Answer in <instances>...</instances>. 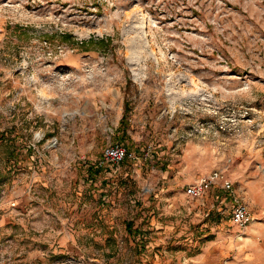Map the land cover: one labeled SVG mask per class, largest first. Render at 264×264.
<instances>
[{
	"label": "rangeland",
	"instance_id": "obj_1",
	"mask_svg": "<svg viewBox=\"0 0 264 264\" xmlns=\"http://www.w3.org/2000/svg\"><path fill=\"white\" fill-rule=\"evenodd\" d=\"M0 264H264V0H0Z\"/></svg>",
	"mask_w": 264,
	"mask_h": 264
},
{
	"label": "built area",
	"instance_id": "obj_2",
	"mask_svg": "<svg viewBox=\"0 0 264 264\" xmlns=\"http://www.w3.org/2000/svg\"><path fill=\"white\" fill-rule=\"evenodd\" d=\"M132 156V153H129L123 145L112 144L105 149L102 157L97 161L96 167L113 168ZM217 185L225 192L230 194L234 192L233 184L220 170H214L196 184L188 186L186 192L195 199H204L206 193L215 189ZM231 221L240 228H246L252 223L253 214L246 204L235 201L231 207Z\"/></svg>",
	"mask_w": 264,
	"mask_h": 264
},
{
	"label": "trees",
	"instance_id": "obj_3",
	"mask_svg": "<svg viewBox=\"0 0 264 264\" xmlns=\"http://www.w3.org/2000/svg\"><path fill=\"white\" fill-rule=\"evenodd\" d=\"M63 39H65V41H68L70 38H72L71 36H69L68 34H64V36L62 37ZM111 38L110 37H107V38H94V37H91L90 39L88 40H82L80 43H77L79 45V47L84 51V52H89L91 50L92 47L94 46H103L105 44H108L110 43ZM126 107V105H125ZM128 112V108L126 107L125 109V113ZM125 119H126V115L123 116V118L121 119L120 121V126L124 128V126L126 125V122H125ZM100 169L101 168H98V167H90L89 169V173H91L92 175H97L99 172H100ZM130 229H131V225H129Z\"/></svg>",
	"mask_w": 264,
	"mask_h": 264
}]
</instances>
